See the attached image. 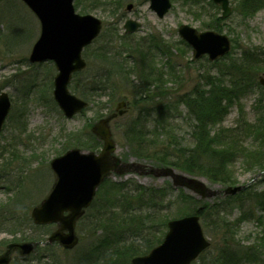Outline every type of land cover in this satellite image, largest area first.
I'll use <instances>...</instances> for the list:
<instances>
[{
  "label": "rangeland",
  "instance_id": "1",
  "mask_svg": "<svg viewBox=\"0 0 264 264\" xmlns=\"http://www.w3.org/2000/svg\"><path fill=\"white\" fill-rule=\"evenodd\" d=\"M209 1L172 0L170 11L159 18L150 8L149 0H79L77 11L95 15L103 21L104 26L101 36L84 50L87 67L74 76L70 89L74 92V86L79 90L95 86L98 83L93 80L97 76L105 78L99 83L102 89L96 95L95 102L84 114L69 119L53 98V81L57 74L54 62L32 63L29 60L32 46L40 34L38 19L22 1L0 0V94L7 92L12 102L0 133V255L10 242H28L37 235H42L45 241L56 229L55 225L36 229L31 218L32 209L48 196L57 181L50 167L51 160L73 147L99 152L103 143L93 133L92 127L101 118L115 112L121 100L127 101V112L110 122L112 137L117 144L116 155L129 161L156 165L149 158L136 157L125 137L124 128L143 112L146 105L152 106L159 99L152 94L149 101H136V91L141 86L136 74L128 75V78L116 74L109 76L110 65H104L106 62L100 54L110 53L125 63L126 52L133 54L129 50V42L134 45L147 43L149 35L153 33L161 40L168 56L155 51L161 88L152 89L157 90L158 94L163 91L170 103H177L178 97L191 94L196 89L208 91L210 81H217V77L222 76V69L231 60L213 64L206 56L193 59L192 48L180 37L178 27L188 24L199 31L206 30L204 23L209 22L210 17L221 16L222 12L219 6ZM241 1L230 0L232 14L224 19L223 32L231 37L233 44L235 42L233 58H238L242 51L257 49L260 51L257 56L260 65H255V70H246L247 79L242 80L241 85L231 76H223V83L228 88L235 83L234 104L223 121L215 126L216 131L235 127L242 118L256 126L255 105L258 104L259 95L264 93L259 87V76L264 74V0H261L262 5L257 10L246 17L241 14ZM195 2H199V5H188ZM128 5H132L131 9H128ZM199 6H204V9L201 10ZM128 19L139 21L142 28L134 33H126L124 24ZM230 29L234 33L229 34ZM128 60L131 61V58ZM74 93L82 97L78 91ZM178 106H171L170 118L167 117L166 123L157 115L150 116L148 139L151 144L158 143L159 150L166 137L172 141L177 139L183 149L193 146V126L187 119L188 107L185 104ZM248 131V134L232 135L234 150L238 152L227 167L232 183L223 185L178 170L189 177L202 179L211 189L223 190L227 186L245 185L244 192L201 199L188 189L173 187L169 178L132 172L112 174L105 179V185L99 187L97 194L99 198L106 199V209L114 216L113 213H118L119 208L108 203L119 196L114 183L132 180L142 186L161 188L156 210L144 212V216H147L144 217V226L157 221L163 235L167 231L168 220L193 214L203 204L218 203V211L212 210V214L205 215L208 219L201 218L211 246L196 261L197 264H221L217 258L222 261L223 254L229 256L226 261L236 260L233 264H264V210H258L256 206V194L264 191V174L261 173L264 151L250 127ZM75 134L77 136L74 137ZM84 143H89L90 148L85 149ZM146 146L149 147L148 144ZM218 146L223 147L222 144ZM254 177L255 180L252 179ZM99 198L93 209L91 205V210H86L87 219L77 224L80 241L74 249L65 250L59 244L42 245L28 256H22L16 250L9 264H81L80 256L94 244L98 236L96 232L101 229L94 219L95 210L101 204ZM247 213H251L249 218L239 219ZM223 221L226 224L229 222L232 229H222Z\"/></svg>",
  "mask_w": 264,
  "mask_h": 264
},
{
  "label": "water",
  "instance_id": "2",
  "mask_svg": "<svg viewBox=\"0 0 264 264\" xmlns=\"http://www.w3.org/2000/svg\"><path fill=\"white\" fill-rule=\"evenodd\" d=\"M38 18L41 30L30 52L31 62L54 61L58 73L54 77V99L67 118L81 113L88 102L69 89L73 74L82 71L87 62L83 50L101 33L103 22L93 14L76 12L74 0H22ZM221 6L222 17L232 13L230 0H213ZM150 8L162 18L172 7L171 0H150ZM132 5H128L131 9ZM126 32L134 33L141 23L128 19L124 25ZM179 35L192 47L195 59L204 55L215 61L231 50V40L223 33L214 30L198 31L182 24ZM259 82L264 86V75ZM127 103H118L116 112L97 122L92 130L99 135L104 146L99 153L72 148L52 159L50 165L57 176L49 195L32 209L31 217L38 225L56 223L59 227L45 242L32 241L10 243L0 255V264H9L13 250L28 255L39 244L59 242L65 249H73L79 242L76 233L77 220L83 215L98 187L113 172L123 174L138 172L169 177L176 187H185L204 198H212L222 193L234 195L243 186H229L225 190H215L198 178L177 172L173 167H154L136 161H124L114 153L117 144L112 138L110 121L126 112ZM11 108V99L6 92L0 94V132ZM163 241L148 254L135 256L131 264H192L211 244L204 234L199 214L186 215L171 219Z\"/></svg>",
  "mask_w": 264,
  "mask_h": 264
},
{
  "label": "trees",
  "instance_id": "3",
  "mask_svg": "<svg viewBox=\"0 0 264 264\" xmlns=\"http://www.w3.org/2000/svg\"><path fill=\"white\" fill-rule=\"evenodd\" d=\"M209 2L215 5L211 0ZM261 2V0H242L240 2L241 14L246 17L257 10V7L262 5ZM184 3L186 4V1ZM75 5H80L79 0H75ZM188 5L198 6L199 2L190 3ZM200 9L203 10L204 6L200 7ZM223 23L224 19L221 16L210 17V21L204 23V27L223 32L225 28V26L222 27ZM228 33L231 34L234 32L230 29ZM128 45L130 48L129 50H131L133 54L126 52L127 58L125 63H123V60H117L116 57L110 53L100 54V57L105 60L106 63H104V65H110L109 76H114V74H116L128 78V75L136 74L135 76L138 77L141 83V86H138L136 91V101H149L151 100L149 96L152 94L154 98L159 99L152 106L146 105L143 112L124 128L125 137L130 143V147L136 157L139 159L149 158L156 165L172 166L190 175L206 177L215 183H221L223 185L232 183L233 181H231L228 175L227 167L235 160L236 154L238 153L234 150L235 143L232 135H237L238 133L248 134V128L250 127L253 131L251 133L254 134V138L256 137L258 139L264 151V93L259 95L258 104L255 105V110L257 112V118L255 120L257 128L255 125H252V123L242 118L235 127H227L220 129V131H216L214 130L215 126L223 121L228 110L234 104L233 94L235 92V83H232V87L230 85V88H228L223 83V76H231L233 80H236L238 85H241V81L247 79L246 70H255V65H260L257 59L260 51L257 49H252V51L245 50L241 52L238 58H233L234 42L231 52L228 55L212 62L213 64H217L221 61L231 60L227 63L228 65L222 69V76L217 77V81H210L211 87L208 91L196 89L191 94L178 97L177 103H170L167 102L168 96L165 95V93L163 94V91L158 94L157 90L152 89L153 87L158 89L161 88V78L158 74L155 60L156 50L165 53V49L162 48L161 45V40L151 33L147 43L140 42V44L136 43V45H134L129 42ZM165 54L168 56V51ZM128 58H131V61L128 60ZM132 65L133 67L131 68ZM126 66H128L127 69H125ZM98 77L99 76L93 80L98 84L91 87L87 86L85 89L79 90L77 86L73 84L74 92L78 91V93L89 102V105L82 114L90 107L91 103L95 102L96 95L99 94V90L102 89L99 83H101L102 79L105 77L102 79L101 76ZM259 87L261 91L264 90V87L261 85H259ZM178 104H185L188 107L189 116H187V119L190 120L193 126L191 131L194 138L193 146L183 149L181 143L178 142L177 139L172 141L169 137H166L162 141V146L159 150L157 148L158 143L151 144L148 139L149 134H147V129H149L151 122L150 116L157 115L166 123L168 121L167 117L170 118L169 111L171 110V106L175 105L176 108H178ZM75 136H77V134H75L74 137ZM84 144H86L85 149L90 148L88 145L89 143ZM147 144L149 147L146 146ZM219 144H222L223 147H219ZM97 146L99 147V144ZM92 147H94V145ZM261 169L264 171V165L261 166ZM105 183L106 182H104L101 187H103ZM114 186L115 191L119 192V196L117 198L115 197L112 201H108V203L110 205L112 204L114 207H118L119 211L118 213H113L115 214L114 216H111L106 209V199L99 198V194L96 195L93 202L94 204H92V209L95 207L98 202L97 199L99 198L101 204L95 210L94 219L96 220V224H100L101 229H98L96 232L98 236L94 244L80 256L81 264H130V260L134 256L148 253L154 246L159 244L164 237L162 229H160V225L157 221H153L148 227L144 226V217H147L144 216V212L156 210V202L159 201L160 197V195L158 196V192L161 191V188L157 189L142 186L137 182L134 183L132 180L118 182V184L114 183ZM242 192H244V190ZM256 196V206L258 210L260 209L263 211L264 191L256 194ZM218 208V203H214L213 205L203 204L201 208L195 210V213H199L201 218L208 219L205 215L212 214V210L218 211ZM245 212L246 211H244V213ZM217 214L219 215V213ZM250 216L251 213H247L239 219H246ZM258 218L260 220L261 217L258 216ZM82 219H84L83 221L87 219L86 213L81 220ZM219 220H222L221 217H219ZM93 221L92 219L91 223H93ZM33 225L36 229H47L51 226ZM216 225L219 228V222H217ZM221 228L232 229L229 222L226 224L225 221H223ZM41 236L42 235H37L31 239L41 240ZM223 256L224 259L222 261L217 258V261L221 264H233L236 261H226L229 257L228 254H223ZM193 264H197V262Z\"/></svg>",
  "mask_w": 264,
  "mask_h": 264
}]
</instances>
